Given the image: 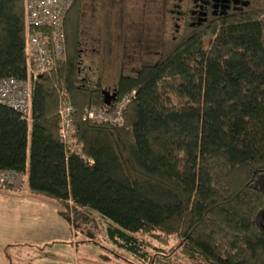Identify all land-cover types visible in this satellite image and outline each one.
<instances>
[{
	"label": "trees",
	"instance_id": "16d2710c",
	"mask_svg": "<svg viewBox=\"0 0 264 264\" xmlns=\"http://www.w3.org/2000/svg\"><path fill=\"white\" fill-rule=\"evenodd\" d=\"M83 2L64 17L66 59L32 80L25 39L40 29L26 25L24 0H0V80L31 84L29 123L0 103V171L26 176L72 227L105 220L106 241L133 264H264L253 184L264 173V12L181 39L106 88L79 80ZM102 89L115 93L109 105ZM133 91L117 124L83 119ZM64 100L73 148L58 135Z\"/></svg>",
	"mask_w": 264,
	"mask_h": 264
},
{
	"label": "rangeland",
	"instance_id": "374dc122",
	"mask_svg": "<svg viewBox=\"0 0 264 264\" xmlns=\"http://www.w3.org/2000/svg\"><path fill=\"white\" fill-rule=\"evenodd\" d=\"M107 4V0H84L83 2L79 39L80 48L83 49L81 63L84 71L79 75V79L84 77L91 85L98 80L102 87L112 88L120 75H134L144 62H153L155 56L150 49L153 48L154 51L157 49L153 46L154 44H151L153 47L149 45L143 52L141 47L138 49L133 41L126 42L127 48L125 50L123 48L125 42L119 25H126L128 31L130 28V38L134 36L146 38L153 32L150 21L154 18L149 19L148 10L145 12L146 19H141L140 23L131 24L134 26L133 29L128 27L129 22L135 20L136 13L138 15L140 10L144 13L141 0L125 1V9L129 13L124 14L125 16L118 13V10L122 8V2L111 5L109 7L111 9L107 7ZM144 6L149 9V4ZM93 49L97 52L93 53ZM124 51L125 59L122 61ZM145 52L147 54L143 56ZM23 181L24 187L19 193L28 196L26 176L23 177ZM253 184L264 194V173L260 174ZM5 200L6 198L0 194V201ZM50 217L49 228L44 231L41 228L40 219L32 220V223L38 224V227L22 218L11 220L9 230L18 241L6 242L7 245L12 246L7 247L6 251L9 260H5L0 254V264H133V259L126 252L113 249L106 241L103 230L105 220L97 218L98 224L87 228L90 230L87 232L81 224L72 227L67 220L59 216ZM8 223L9 221L5 222L4 227ZM260 224L264 227V212L261 214ZM33 229H35L34 232L42 231L39 232L40 241L36 246H28L24 239H27L25 236L34 235L31 233ZM90 240L92 242H88ZM14 243H17L16 246Z\"/></svg>",
	"mask_w": 264,
	"mask_h": 264
},
{
	"label": "built area",
	"instance_id": "2783aa9c",
	"mask_svg": "<svg viewBox=\"0 0 264 264\" xmlns=\"http://www.w3.org/2000/svg\"><path fill=\"white\" fill-rule=\"evenodd\" d=\"M75 0H24L25 21L30 27L39 28V32L28 33L25 39V54L31 79L48 73L58 63L66 59V41L64 34V17ZM31 84L26 80L4 78L0 80V103L20 113L21 117L30 122ZM135 92L114 101L110 110L106 108H88L85 120L92 122H110L117 124L121 113L134 97ZM59 140L64 146L73 148L72 106L64 100L58 111ZM22 182V175L12 170L0 171V188L16 189Z\"/></svg>",
	"mask_w": 264,
	"mask_h": 264
},
{
	"label": "flooded vegetation",
	"instance_id": "af4514ba",
	"mask_svg": "<svg viewBox=\"0 0 264 264\" xmlns=\"http://www.w3.org/2000/svg\"><path fill=\"white\" fill-rule=\"evenodd\" d=\"M125 1L128 0H107V7L114 5L116 2H122V8L118 10L119 14L128 13L125 9ZM130 1V0H129ZM136 1V0H134ZM143 3L141 7H144V13H136V18L130 21L129 26L131 29L134 27L131 24L140 23L141 19H146L148 12L149 19L154 18L152 23L151 32L144 38L143 36H134L130 38L129 31L126 25H119L123 34V48H127L126 42L133 41L137 44V48L144 52V49L149 45L157 49L154 51L151 48L150 52L155 56L154 63L164 50L169 49L174 43L181 39L190 38L191 36H199V34L208 29H219L221 24L227 20L228 17H237L245 15L249 12H264V0H141ZM149 4V9H146L144 5ZM111 9V8H109ZM148 10V11H147ZM131 12V11H130ZM134 13V12H132ZM129 14V13H128ZM142 14V15H141ZM146 15V16H145ZM130 16V15H128ZM135 16V15H133ZM137 37V39H135ZM149 42V44H147ZM151 45V47H153ZM153 49V51H152ZM92 52H97L95 49ZM82 53L83 49L79 48V71L78 76L84 69L82 68ZM147 52L143 54L145 56ZM84 56V55H83ZM147 56V55H146ZM125 59V51L122 55V61ZM82 60V61H81ZM148 60V58L146 59ZM144 62L143 64H147ZM149 64V63H148ZM80 81L85 80L84 77L79 79ZM111 90V89H108Z\"/></svg>",
	"mask_w": 264,
	"mask_h": 264
},
{
	"label": "crops",
	"instance_id": "0c3cea01",
	"mask_svg": "<svg viewBox=\"0 0 264 264\" xmlns=\"http://www.w3.org/2000/svg\"><path fill=\"white\" fill-rule=\"evenodd\" d=\"M22 182V185L20 184L21 186H18L16 189L0 188V194L6 198L5 201H0V254L5 260H9V255L6 254V251L8 250L7 247H12L11 245H7L6 242L18 241L13 237L14 235L12 234V231L9 230L11 220L15 221L22 218L31 224L32 220L38 221L40 219L41 228L44 231L49 228L50 216H59L57 213L59 204L57 202L42 196L33 195L28 189V196L19 193L24 187L23 177ZM8 221V225L4 227V223ZM33 225L38 227V224ZM34 231L35 229L31 231V233L34 234L33 236H25L27 239H24V241L28 246H36L40 241L38 237H40L42 231ZM16 244L17 243H14V246H16Z\"/></svg>",
	"mask_w": 264,
	"mask_h": 264
},
{
	"label": "water",
	"instance_id": "95a60500",
	"mask_svg": "<svg viewBox=\"0 0 264 264\" xmlns=\"http://www.w3.org/2000/svg\"><path fill=\"white\" fill-rule=\"evenodd\" d=\"M101 93L103 95V103L105 105H109L110 102L115 98V93L112 91L110 92L109 90L102 89Z\"/></svg>",
	"mask_w": 264,
	"mask_h": 264
}]
</instances>
